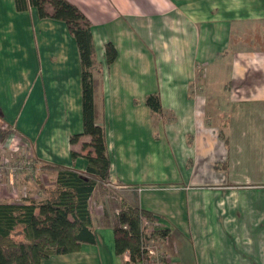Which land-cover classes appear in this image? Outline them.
Masks as SVG:
<instances>
[{
  "label": "crops",
  "instance_id": "crops-1",
  "mask_svg": "<svg viewBox=\"0 0 264 264\" xmlns=\"http://www.w3.org/2000/svg\"><path fill=\"white\" fill-rule=\"evenodd\" d=\"M8 1L12 9L0 12V118L28 144L35 161L68 166L83 172L87 161L86 150L81 149V143L88 141L89 136L82 134L76 143L69 142L71 135L82 131L81 66L79 56L77 59L75 40L67 47L64 43H58V48L52 52L53 62H50L48 52L43 50L45 71L54 70L49 83L55 87V90L49 93L52 101L45 111L43 99L48 100V93H41L39 86V71L34 54L36 43L31 36L29 43H19L15 35L11 39L12 27L19 24L14 20L17 15L24 24H19L20 34H24L30 25L34 33V24H41L42 21L39 20V13L35 12L37 9H33L32 6L24 11H16L14 1ZM68 1L75 4L87 17L91 24L93 48L94 45L100 48L98 53H94L93 50L92 54L93 101L95 121L104 128L106 149L110 159L107 183L116 187L131 183L127 179L134 175L121 170L119 162H127V168L130 167L132 170L140 165L139 162H146L147 173L141 176L145 177L150 171L147 165L148 155L149 149L154 151V142L166 141V136H170L172 128H176L178 132L183 128L180 130L183 138L189 134L191 137L189 142H194L195 147L201 146L200 154H195L191 162L194 165H187L184 162L186 168L182 176L189 178L187 180L189 183L195 181L192 180V175L197 176L201 183L217 180L219 177V171L216 170L217 162L226 159L225 171L220 172L229 183L248 181L247 179L255 175L260 185L255 187L194 185L191 188L157 186V189H149L154 185L148 184L140 190L134 189L137 193H132L133 204L153 214L155 227L168 230L167 237L161 239L159 243L168 253L170 264H264V122H248L247 125L245 122L242 125L230 123L224 126L226 129L224 133L218 132L217 128L208 125V121L205 120L201 107L203 97L201 93H184L182 101L186 105L187 96L194 95V106L181 105L184 109L178 110V102L169 100L171 94L159 92L162 110L160 113L153 112L145 103L147 93H132L134 81L139 80V77L131 76L132 72H136L138 76L147 74L143 61L146 59L145 55L142 52L131 51L123 56V61H119L118 54L108 64L104 56V42L96 37L97 27L106 25L113 19L122 18L123 21L128 17L140 18L150 15L165 18L171 13L182 17L183 23H191L194 28L192 21L194 20L195 24L200 23L199 19L202 16L198 10H201L203 3H208L209 0H84L85 4L80 0ZM96 3L98 4L94 5ZM186 7L189 9L185 10ZM44 27L47 28V23ZM50 28L58 29L62 33L69 30L67 25L61 29L59 20L50 22ZM167 47L168 45L162 42L164 64L168 63ZM144 49L149 50L146 46ZM39 56L41 60V55ZM169 65L168 63L167 67ZM192 71L191 69V74ZM146 80L148 78L142 81ZM126 89H130L131 93H124ZM177 94L179 93L174 95L175 99L178 98ZM166 113L173 121L176 113L195 114L196 119L193 122L185 121V126L178 121H171L163 127L156 125L155 118ZM131 115L134 121L131 120ZM114 119L118 120L117 124L113 123ZM247 126L250 129L262 128L257 134L258 141H252V135L246 131ZM117 129L120 132L117 133ZM116 139L126 141L118 145ZM184 139L180 144L188 145ZM195 147L194 150L197 148ZM72 149L78 151L76 157L71 156ZM163 151L167 154V151ZM158 161L162 160L156 157L155 167L151 171L155 172V168H161V173L157 171V176L159 180H164L168 177L165 173L170 171L164 165H156ZM171 173L170 175L175 176ZM140 181L146 180L141 178ZM144 191L169 192L170 197H162L164 201L152 193L149 197H144L142 195ZM30 196L38 197V194ZM106 212L103 210H97L95 214L91 212L92 228L96 234L94 243H82L78 250L71 253L53 254L44 260L43 264H125L129 255L115 253L114 217L111 220ZM100 214L106 216L97 221L96 217L99 218ZM103 218L109 219V222H104ZM104 235L108 238L105 249L101 245V238Z\"/></svg>",
  "mask_w": 264,
  "mask_h": 264
},
{
  "label": "rangeland",
  "instance_id": "rangeland-1",
  "mask_svg": "<svg viewBox=\"0 0 264 264\" xmlns=\"http://www.w3.org/2000/svg\"><path fill=\"white\" fill-rule=\"evenodd\" d=\"M80 1L85 4L84 0ZM45 7L49 9L50 5L45 4ZM32 8L36 9L35 7ZM10 9L12 6L8 0H0V12H6ZM188 9L185 8V10ZM15 10L24 11V9L16 8ZM198 12L202 17L200 19L196 17L200 23L195 24V21H192L194 28L191 23H183L182 17L171 13L167 14L165 18L150 15L140 18L128 17L123 21L122 18L113 19L106 25L97 27L96 37L104 42L103 46L107 41L114 44L117 55L119 54V61H123V56L131 51L142 52L145 55L146 59L143 61L147 74L138 76L136 72H132V77H139V80L133 83L132 93H147L146 96L148 93L158 94L159 92L171 94L169 100L170 102H178V110L184 109L181 105L185 107L187 105L188 107L194 106V95L187 96L186 105L182 101L184 93H201V96L203 95L201 107L204 110L205 120L208 121V125H212L217 128L218 132L222 133L224 130L226 131L224 126L230 125V123L242 125L245 122L247 125L248 122H264V0H209L208 3H203ZM38 17L42 22L41 24H34V33L30 25L24 34H20L19 26L24 24H22L21 17L17 15L14 20H17L20 25L12 27L11 39L15 35L19 43H29L32 37L36 43L34 44V54L39 71V86L41 93H48V100L43 99V106L46 111L47 106H50L52 101L49 93H52L55 87L49 83L54 70L45 71L42 58L43 50L48 52L49 60L53 62L51 59L52 52L58 48V43H64L66 47L71 46L74 37L69 30L62 33L58 29L50 28V22L58 19L39 14ZM34 18L29 19L33 21ZM46 19L51 20L47 21ZM45 23H47V28L44 27ZM65 25L63 21L59 20L61 29ZM162 42L168 45L169 53L166 61L170 64L169 67H167L168 63L164 64ZM30 45L28 49H30ZM144 46L149 50H145ZM99 49L97 45H94V53H98ZM39 55H41V60ZM191 69L193 70L192 74ZM95 75L97 76V73ZM145 78L148 80L142 81ZM123 92L131 93L130 89ZM175 93H179L177 99L174 98ZM40 117L41 115H39ZM194 119H196L195 114L181 115L176 113V118L173 121L166 113V115L161 114L159 118L156 117L155 121L156 125L159 124L160 127H163L164 124L167 126L171 121L182 122L185 126V121L193 122ZM131 120L134 121L133 116ZM113 123L117 124L118 120L114 119ZM116 127L118 128V126ZM171 130L170 136H166V141H156L154 142V151L149 149L147 165L150 171L145 177L141 176L143 173H147L146 162H139L140 165L133 170L130 167L127 168V162H119L121 170L134 175L127 179L131 183L122 185V187L108 183L96 184L88 200L93 214L97 210H103L107 211L106 214L110 219L113 218L123 201L134 203L133 194L137 193V190L134 189L140 190L148 184L154 185L149 189H157V186L191 188L194 185L207 187H221L222 185L255 187L260 185L259 179L255 175L247 179L248 181L229 183L220 172V170L225 171L226 159L217 162L216 170L219 171L217 180L201 183L197 176L192 175L193 167H191V177L195 181L189 183L187 181L189 178H183L182 175L185 173L186 163L190 165L195 154H200L199 147L201 146L197 147L196 145V148L194 142H189L191 139L189 134H186L184 139V135L180 131L183 128H180L179 132L176 128ZM132 131L131 128L130 132ZM246 131L252 135V141H258L257 134L262 131V128L253 129L251 127L250 129L247 126ZM116 132L118 133L120 130L117 129ZM182 139L188 145L180 144ZM125 141L126 139H116L118 145ZM163 150L167 151V154H164ZM156 157L162 160L158 161L156 165H164L166 169L169 168L170 173L175 172L171 173L175 176L162 172L168 177L159 180L157 171L161 173L162 169L155 168V172L151 171L155 167ZM51 172L47 165L35 161L28 144L0 118V201H21L25 196L29 197L33 194H38L35 199L40 200L46 195V191L50 187L52 188L53 175ZM141 178H145L146 181H140ZM116 184L118 183L116 182ZM150 193L157 195L162 201H164L162 197H170L169 192L160 191H144L142 195L149 197ZM142 203L145 202L142 201ZM169 203L172 202L169 201ZM104 216L100 214L99 218L96 217L97 221ZM141 219L142 223L148 224L149 219L147 217L142 215ZM103 221L109 222V219L103 218ZM101 239V245L105 249L108 238L104 235Z\"/></svg>",
  "mask_w": 264,
  "mask_h": 264
},
{
  "label": "trees",
  "instance_id": "trees-1",
  "mask_svg": "<svg viewBox=\"0 0 264 264\" xmlns=\"http://www.w3.org/2000/svg\"><path fill=\"white\" fill-rule=\"evenodd\" d=\"M16 9L35 7L42 16L62 20L72 33L81 66L82 131L71 135L76 143L82 134L89 136L81 143L86 150L85 171L68 166L42 163L51 169L52 188L40 200L25 196L21 201H0V264H43L53 254L71 253L82 243H94L88 200L97 183L108 182L110 159L106 149L104 128L94 116V62L91 24L84 13L68 0H13ZM45 4H49L47 9ZM117 55L111 41L104 44L106 62ZM145 103L153 112L160 113L158 94L149 93ZM72 157L79 153L72 149ZM155 221L153 214L123 201L113 222L114 251L128 253L125 264H135L143 258L142 235L160 241L168 235L166 228L155 227L144 232L141 216Z\"/></svg>",
  "mask_w": 264,
  "mask_h": 264
},
{
  "label": "built area",
  "instance_id": "built-area-1",
  "mask_svg": "<svg viewBox=\"0 0 264 264\" xmlns=\"http://www.w3.org/2000/svg\"><path fill=\"white\" fill-rule=\"evenodd\" d=\"M154 224L155 223L151 221H149L147 225L143 223L144 232H148L150 227L152 228ZM141 251L144 256L140 262L135 264H170V257L157 240L142 235Z\"/></svg>",
  "mask_w": 264,
  "mask_h": 264
}]
</instances>
